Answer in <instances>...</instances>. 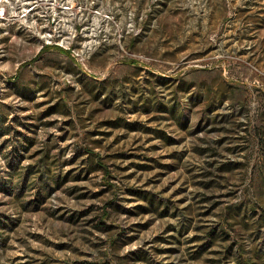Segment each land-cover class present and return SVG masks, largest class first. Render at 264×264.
<instances>
[{
    "label": "rangeland",
    "instance_id": "rangeland-1",
    "mask_svg": "<svg viewBox=\"0 0 264 264\" xmlns=\"http://www.w3.org/2000/svg\"><path fill=\"white\" fill-rule=\"evenodd\" d=\"M0 125V264H264V0H0Z\"/></svg>",
    "mask_w": 264,
    "mask_h": 264
},
{
    "label": "trees",
    "instance_id": "trees-1",
    "mask_svg": "<svg viewBox=\"0 0 264 264\" xmlns=\"http://www.w3.org/2000/svg\"><path fill=\"white\" fill-rule=\"evenodd\" d=\"M0 128L2 129L1 125H0ZM12 131H14V128L10 127V128L2 130L1 134L2 135H9L12 133ZM24 141L26 142L27 138H25ZM21 147H23V146L21 145ZM92 155L95 156L96 154H92ZM99 166L103 167L100 164H99ZM237 253H238V264H255L254 260L250 256H247L246 252L237 250Z\"/></svg>",
    "mask_w": 264,
    "mask_h": 264
},
{
    "label": "crops",
    "instance_id": "crops-1",
    "mask_svg": "<svg viewBox=\"0 0 264 264\" xmlns=\"http://www.w3.org/2000/svg\"><path fill=\"white\" fill-rule=\"evenodd\" d=\"M0 134H1V133H0ZM3 136H4V135L1 134V135H0V138H2Z\"/></svg>",
    "mask_w": 264,
    "mask_h": 264
}]
</instances>
